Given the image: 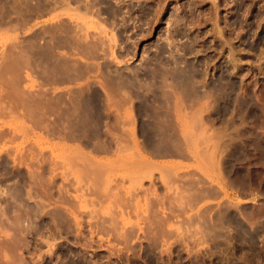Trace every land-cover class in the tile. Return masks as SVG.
<instances>
[{
    "label": "rangeland",
    "instance_id": "374dc122",
    "mask_svg": "<svg viewBox=\"0 0 264 264\" xmlns=\"http://www.w3.org/2000/svg\"><path fill=\"white\" fill-rule=\"evenodd\" d=\"M0 83V264H264V0H0Z\"/></svg>",
    "mask_w": 264,
    "mask_h": 264
},
{
    "label": "bare ground",
    "instance_id": "6f19581e",
    "mask_svg": "<svg viewBox=\"0 0 264 264\" xmlns=\"http://www.w3.org/2000/svg\"><path fill=\"white\" fill-rule=\"evenodd\" d=\"M68 2H69V1H68ZM92 6H93V5H92ZM63 42H64V41H63ZM63 42H62V43H63ZM65 42H66V41H65ZM57 44H58V43H57ZM57 44H56V45H57ZM62 45H63V44H62ZM65 45H66V44H65ZM65 45H64V46H65ZM69 45H70V44H69ZM49 48H50V47H49ZM52 48H53V47H52ZM60 48H61V46H60ZM40 49H41V48H40ZM44 49H45V48H44ZM47 49H48V48H47ZM51 50L53 51L54 49H49V51H51ZM21 51H22V50H21ZM40 51H41V50H40ZM52 51H51V52H52ZM11 52H12V51H11ZM15 52H16V51H14V53H15ZM18 52H19V51H18ZM53 52H55V51H53ZM53 52H52V54H53ZM47 53L49 54L50 52H47ZM3 54H5V53H3ZM7 54H8V53H7ZM9 54H10V53H9ZM12 54H13V52H12ZM41 54H42V52H41ZM48 54H47V56L44 54L45 57H50V56H48ZM50 54H51V53H50ZM44 55H43V56H44ZM64 55H65V54H64ZM4 56H5V55H4ZM8 56H9V55H8ZM16 56H19V55H16ZM16 56H15V57H16ZM38 56H39V55H38ZM5 57H7V56H5ZM13 57H14V56H13ZM23 57H25V56H23ZM36 57H37V56H36ZM41 57H42V56H41ZM41 57H40V58H41ZM45 57H44V58H45ZM61 57H62V56H61ZM10 58H12V57H10ZM18 58H19V57H18ZM20 58H21V57H20ZM40 58H39V59L36 58V59H37V60H40ZM42 58H43V57H42ZM50 58H52V57H50ZM50 58H47V60H48V59L50 60ZM56 58H57V57H56ZM63 58H65V57H63ZM6 59H7V61H8L9 58L7 57ZM52 59L54 60V57H53ZM68 59H69V58H68ZM10 60H11V59H10ZM12 60H13V62H11V63H14V58H13ZM18 60H20V59H18ZM22 60H23V59H22ZM25 60H26V59H25ZM37 60H35V61H37ZM56 60H58V59H56ZM7 61L4 60L3 62H5V64L7 65V64H8V63H6ZM15 61H17V58H16ZM41 61H43V60L41 59ZM41 61H37V62H39L38 64H40ZM44 61L46 62V59H44ZM51 61H52V60H51ZM54 61H55V60H54ZM63 61H64V60H63ZM66 61H67V60H66ZM45 62H43V64H44ZM11 63H10V65H11ZM16 63L19 64V63H21V62L19 61V62H16ZM16 63H15V64H16ZM46 63H47V62H46ZM48 63H49V62H48ZM55 63H58V62H55ZM61 63H62V62H61ZM65 63H66V62H65ZM36 64H37V63H36ZM53 64H54V63H52V65H53ZM10 65H9V66H10ZM44 65H45L46 69L49 70V68H47V64H44ZM50 65H51V64H49V67H50ZM11 66H12V65H11ZM11 66H10V67H11ZM36 66H37V65H36ZM41 66H43V65L41 64ZM55 66H57V65L55 64ZM55 66H53V67L55 68ZM64 66H65V64H64ZM69 66H70V65H69ZM10 67H9V68H10ZM38 67L40 68V65H39ZM45 67H43V68H45ZM53 67L51 66L50 68H53ZM60 67H61V66H60ZM1 68H2V66H1ZM61 68H62V67H61ZM65 68H67V67H65ZM65 68H64V69H65ZM10 69H11V68H10ZM12 69H13V68H12ZM15 69H16V67H15ZM54 70L56 71V69H54ZM60 70H61V69H60ZM82 70H83V69H82ZM8 71H9V70H8ZM51 71L54 72L53 69H52V70L50 69V72H51ZM70 71H71V69H70ZM79 71H80V69H79ZM5 72H6V69H5ZM9 72L11 73V71H9ZM56 72H57V73L60 72V71H58V68H57V71H56ZM1 73H3V72H1ZM13 73H14V72H13ZM81 73H82V72H81ZM8 74H9V73H8ZM8 74H7V75H8ZM4 75H5V74H3V77H4ZM7 75H6V76H7ZM12 75H13V74H12ZM179 76H180V75H179ZM11 77H12V76H10V78H11ZM64 78H66V77H64ZM181 78H182V77H181ZM181 78L179 77V80H180ZM185 79H186V78H185ZM185 79H184V80H185ZM111 80H112V79H111ZM177 80H178V79H177ZM179 80H178V81H179ZM186 80H187V79H186ZM14 81H15V79H14ZM14 81H13V82H14ZM11 82H12V80H11ZM181 82H182V80H181ZM181 82H180V85H179V86H181ZM178 83H179V82H178ZM184 83H185V82H183V85H184ZM0 84H1V83H0ZM2 85H3V84H2ZM186 85H187V84H186ZM187 86H188V85H187ZM184 87H186V86L184 85ZM2 88H3V86H2ZM4 88H5V87H4ZM178 88H179V87H178ZM181 88H182V87H181ZM190 89H191V88H190ZM0 90H2V89H0ZM6 90H7V89H6ZM183 90H184V89H183ZM194 90H195V89H194ZM92 91H93V90H92ZM185 91H186V90H185ZM39 92H40V91H39ZM178 92H179V91H178ZM180 92H181V90H180ZM189 92H192V91H189ZM17 93H18V92H17ZM43 94H44V93H43ZM45 94H46V93H45ZM165 94H166V93H165ZM165 94H164V95H165ZM179 94H180V93H179ZM179 94H178V95H179ZM195 94H196V93H195ZM195 94H193V95H195ZM37 95H38V96H39V95L42 96V91H41V94H37ZM46 95H47V94H46ZM93 95H94V94H93ZM162 95H163V94H162ZM176 95H177V94H176ZM21 96H22V95H21ZM41 96H39V97L41 98ZM43 96L45 97V95H43ZM155 96H156V95H155ZM155 96H154V97H155ZM173 96H174V95H173ZM179 96H180V95H179ZM182 96H183V95H182ZM187 96H188V94H187ZM17 97H18V95H17ZM32 97H33V96H32ZM44 97L41 98V99L44 100ZM47 97H48V96H46L45 98H47ZM191 97H192V96H191ZM19 98H20V97H19ZM25 98H26V97H25ZM25 98L22 97V99H25ZM36 98H37V97H36ZM52 98H53V97H52ZM58 98H59V97H58ZM60 98H61V97H60ZM96 98H97V97H96ZM140 98H141V97H140ZM161 98H162V97H161ZM164 98H165V97H164ZM169 98H170V97H169ZM173 98H175V97H173ZM179 98H181V96H180ZM17 99H18V98H17ZM41 99H40V100H41ZM47 99L52 100L51 98H47ZM54 99H55V98H54ZM85 99H86V98H85ZM89 99H90V96H89ZM89 99H87V100H89ZM171 99H172V98H171ZM19 100H21V99H19ZM35 100H36V99H35ZM35 100H34V101H35ZM45 100H46V99H45ZM55 100H56V99H55ZM61 100H62V99H61ZM79 100H80V99H79ZM82 100H83V99H82ZM166 100H167V99H166ZM183 100H184V99H183ZM189 100H190V99H189ZM0 101H1V100H0ZM24 101H25V100H24ZM30 101H31V100H30ZM38 101H39V100H38ZM46 101H47V100H46ZM46 101H42V102L46 103ZM48 101H49V100H48ZM56 101H57V106H58L59 100L57 99ZM96 101H97V100H96ZM157 101H158V100H157ZM159 101H160V100H159ZM164 101H165V100H164ZM167 101H168V100H167ZM171 101H172V100H171ZM16 102H17V101H16ZM27 102H28V101H27ZM32 102H33V101H32ZM39 102H40V101H39ZM50 102H51V101H50ZM50 102H49V103H50ZM54 102H55V101H54ZM54 102H53V103H54ZM84 102H86V101H84ZM89 102H90V101H89ZM168 102H169V101H168ZM168 102H167V103H168ZM176 102H177V101H176ZM238 102H239V101H238ZM19 103H20V101H19ZM23 103H24V102H22V104H23ZM34 103H36V102H34ZM61 103H62V102H61ZM65 103H66V102H65ZM65 103H64V104H65ZM78 103H79V102H78ZM80 103H81V101H80ZM82 103H83V102H82ZM15 104H16V103H15ZM41 104H42V103H41ZM158 104H159V103H158ZM193 104H194V103H193ZM24 105H25V103H24ZM37 105H38V104H37ZM45 105H46V104H45ZM52 105H53V104H52ZM76 105H77V104H76ZM159 105H161V104H159ZM26 106H27V105H26ZM41 106H42V105H41ZM43 106H44V104H43ZM43 106H42V107H43ZM46 106H47V105H46ZM50 106H51V104H50ZM59 106H60V105H59ZM77 106H78V105H77ZM190 106H191V105H190ZM44 107H45V106H44ZM44 107H43V108H44ZM48 107H49V106H48ZM55 107H56V106H55ZM38 108H39V106H38ZM56 108H57V107H56ZM76 108H77V107H76ZM87 108H88V107H87ZM36 109H37V108H36ZM73 109H74V107H73ZM77 109H78V108H77ZM89 109H90V108H89ZM89 109H88V110H89ZM92 109H93V108H92ZM94 109H95V108H94ZM65 111H66V110H65ZM69 111L72 112V110H69ZM69 111L67 110L66 113L69 112ZM75 111H76V110H75ZM75 111H74V112H75ZM80 111H81V110H80ZM80 111H78L79 114H80ZM83 111H84V110H83ZM83 111H82V112H83ZM87 112H90V111H87ZM87 112H86V110L84 111V113H86V114H87ZM103 112H104V111H103ZM75 113H76V112H75ZM75 113H74V114H75ZM90 113H91V112H90ZM68 114H69V113L64 114V115H68ZM71 114H73V113H71ZM86 114H85L84 116H86ZM102 114H103V113H102ZM64 115H63V116H64ZM76 115H77V113H76ZM76 115H75V116H76ZM90 115H93V114H90ZM75 116H74V117H75ZM81 116H82V115H81ZM88 116H89V115H88ZM156 116H157V115H156ZM161 116H162V115H161ZM163 116H164V115H163ZM66 117H68V116H66ZM66 117H65V118H66ZM70 117H71V116H70ZM78 117H79V116H78ZM94 117H95V116H94ZM169 117H170V116H169ZM63 118H64V117H63ZM163 118H164V117H163ZM167 118H168V117H167ZM66 119H68V118H66ZM92 119H93V118H92ZM99 119H100V118H99ZM101 119H102V118H101ZM89 120H90V119H89ZM94 120H96V119H94ZM92 121H93V120H92ZM162 121H163V120H162ZM168 121H169V120H168ZM99 122H100V121H99ZM230 176H231V175H230ZM230 180H231V179H230ZM232 182L236 185L235 187L238 186V187L241 188V187L244 186V182H243V181L241 180V178L238 177L237 175H235V176L232 177ZM248 183H249V182H248ZM243 189H244V187H243ZM19 241H20V240H19ZM19 241H18V243H19ZM20 243H21V241H20ZM7 254H8V253H7ZM19 259H20V258H19ZM12 260H13V259H12ZM19 261H20V260H19ZM20 262H22V261H20ZM17 263H18V262H17ZM21 264H22V263H21Z\"/></svg>",
    "mask_w": 264,
    "mask_h": 264
}]
</instances>
